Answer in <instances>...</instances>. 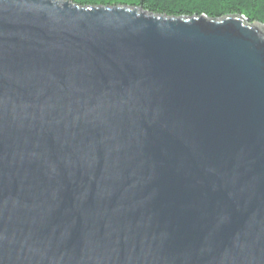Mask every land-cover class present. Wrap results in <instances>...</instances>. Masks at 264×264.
Returning <instances> with one entry per match:
<instances>
[{
    "label": "water",
    "instance_id": "obj_1",
    "mask_svg": "<svg viewBox=\"0 0 264 264\" xmlns=\"http://www.w3.org/2000/svg\"><path fill=\"white\" fill-rule=\"evenodd\" d=\"M0 264H264V24L0 0Z\"/></svg>",
    "mask_w": 264,
    "mask_h": 264
},
{
    "label": "trees",
    "instance_id": "obj_2",
    "mask_svg": "<svg viewBox=\"0 0 264 264\" xmlns=\"http://www.w3.org/2000/svg\"><path fill=\"white\" fill-rule=\"evenodd\" d=\"M80 6L125 5L166 16L205 15L217 19L243 15L250 22L264 24V0H71Z\"/></svg>",
    "mask_w": 264,
    "mask_h": 264
}]
</instances>
